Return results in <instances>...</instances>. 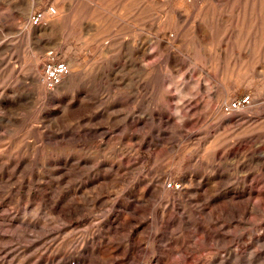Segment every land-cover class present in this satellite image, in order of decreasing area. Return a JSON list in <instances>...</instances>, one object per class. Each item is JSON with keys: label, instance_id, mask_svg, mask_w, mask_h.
<instances>
[{"label": "rangeland", "instance_id": "obj_1", "mask_svg": "<svg viewBox=\"0 0 264 264\" xmlns=\"http://www.w3.org/2000/svg\"><path fill=\"white\" fill-rule=\"evenodd\" d=\"M0 264H264V0H0Z\"/></svg>", "mask_w": 264, "mask_h": 264}, {"label": "built area", "instance_id": "obj_2", "mask_svg": "<svg viewBox=\"0 0 264 264\" xmlns=\"http://www.w3.org/2000/svg\"><path fill=\"white\" fill-rule=\"evenodd\" d=\"M54 6H46L43 8H37L31 12L29 16V24L32 27H37L45 23L48 15L54 14ZM44 61L39 71V79L42 84L48 90L55 89L69 74L70 68L65 60L57 57L54 50H49L45 53ZM249 96L246 95L241 99L230 101L229 103L222 106V109L226 112L234 111L239 109L243 104L247 103Z\"/></svg>", "mask_w": 264, "mask_h": 264}, {"label": "bare ground", "instance_id": "obj_3", "mask_svg": "<svg viewBox=\"0 0 264 264\" xmlns=\"http://www.w3.org/2000/svg\"><path fill=\"white\" fill-rule=\"evenodd\" d=\"M54 8H55V7H54ZM27 11H28V10H27ZM55 13H57V12H56V9H55ZM55 13H54V14H55ZM54 14H51V15H53V16H54ZM48 16H49V15H48ZM50 17H51V16H50Z\"/></svg>", "mask_w": 264, "mask_h": 264}]
</instances>
